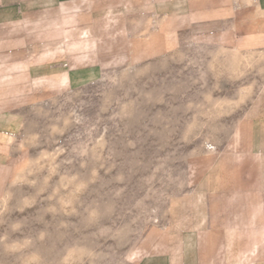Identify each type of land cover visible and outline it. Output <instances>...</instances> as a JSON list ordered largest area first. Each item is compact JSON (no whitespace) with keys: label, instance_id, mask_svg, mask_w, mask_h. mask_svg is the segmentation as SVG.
Here are the masks:
<instances>
[{"label":"rangeland","instance_id":"obj_1","mask_svg":"<svg viewBox=\"0 0 264 264\" xmlns=\"http://www.w3.org/2000/svg\"><path fill=\"white\" fill-rule=\"evenodd\" d=\"M178 44L108 59L26 104L0 193V264H131L165 226L264 70L253 53Z\"/></svg>","mask_w":264,"mask_h":264},{"label":"crops","instance_id":"obj_2","mask_svg":"<svg viewBox=\"0 0 264 264\" xmlns=\"http://www.w3.org/2000/svg\"><path fill=\"white\" fill-rule=\"evenodd\" d=\"M183 40L264 58V0H0V193L26 104L108 59H152ZM258 84L131 264H264V70Z\"/></svg>","mask_w":264,"mask_h":264}]
</instances>
